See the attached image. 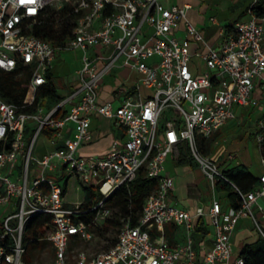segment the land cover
I'll list each match as a JSON object with an SVG mask.
<instances>
[{
    "label": "built area",
    "instance_id": "1",
    "mask_svg": "<svg viewBox=\"0 0 264 264\" xmlns=\"http://www.w3.org/2000/svg\"><path fill=\"white\" fill-rule=\"evenodd\" d=\"M256 3L252 0L248 7L249 19L237 20L229 28L221 26L220 41L213 46L187 19L189 4L0 0V76L17 68V75L29 76L22 104L0 97V208L6 213L0 221V264H24L23 234L36 215L47 217L38 241L50 244V264H244L240 256H233L230 237L240 218H250L264 236L252 212L258 200H264V173L257 186L242 191L217 163L199 153L197 137L209 138L235 117V108L258 101L254 88L264 84V13L259 17L253 13ZM64 6L70 8L73 22L60 44L33 35L47 7ZM75 49L82 51L81 65L69 94L50 109L40 105L25 111L47 83L56 54ZM195 55L203 61L201 71L192 64ZM115 68L137 76L131 87L116 89L117 106L99 100L100 82ZM92 114L113 120L123 137L114 138L104 152L83 155L80 148L91 139ZM41 134L49 149L36 157L33 150ZM256 140L264 144V121L259 122ZM184 143L212 192L193 212L173 203V178L165 173L167 157L177 158ZM139 170L155 180L156 187L145 198L137 223L123 217L109 248L95 254L75 250V242L95 238L93 229L111 218L109 200ZM219 180L231 184L238 207L223 208L215 195ZM71 181L81 192L76 203L66 201ZM84 188L94 189L89 210L82 207ZM87 212H93L88 224L75 220ZM202 218L208 219L214 236L198 259L192 232L194 221ZM170 224L185 227L183 244L167 242L164 232Z\"/></svg>",
    "mask_w": 264,
    "mask_h": 264
},
{
    "label": "crops",
    "instance_id": "2",
    "mask_svg": "<svg viewBox=\"0 0 264 264\" xmlns=\"http://www.w3.org/2000/svg\"><path fill=\"white\" fill-rule=\"evenodd\" d=\"M214 2L216 4L215 8H219L222 10L220 18H216L213 16L206 18V17H203L202 15H199V13L204 12L203 10L204 4H200L196 8H194L191 5V3L187 0H175V1L169 0V5L181 6L183 4H189L190 9L187 12L188 20L201 32L203 39L205 40L207 44L216 46L220 41L219 36H218V31L221 26L233 24L237 20L249 19L248 7L250 3L252 2V0H218V1L215 0ZM211 18L213 19V21H210ZM190 48H191L192 53H194L196 50V45L192 44ZM196 58H198L197 60H199L203 65V61L198 55L193 56L192 64H195L197 66V64L194 62V59ZM113 70L116 72V77L115 76L113 77L105 76L104 78H108V79L101 80V82H103L104 84L100 85L99 100L100 101H110V102H113L114 106H117L119 104V97L117 96L118 92L116 91V89L121 88V87H131L134 83L133 82L134 79L137 76L136 74L131 73L126 69L115 68ZM74 80L75 78H73L67 84V89L62 95H60L61 98H64L67 94H69L72 88V85L74 83ZM258 86L264 89V84L258 83L256 84L254 88V96H256L257 99L261 93L259 90H257ZM237 108H235L234 112L237 111ZM262 111H264V109H262ZM235 116L238 117V114H236ZM233 119L228 120L222 127L230 124L229 122L232 121ZM89 130L91 134V139L88 143H86L84 146L80 148V153L83 155H93V154L104 152L110 147V144L114 138L120 139L123 137V130L121 127L116 126L113 120H110L106 117H103L97 114H92L90 116V129ZM215 134L217 135L218 132H215ZM198 137H201V136H198ZM203 139H205L206 141L208 140L210 141V138H203ZM214 143L215 145H218L216 142ZM237 146L238 144L234 142L228 145L226 149L223 147L215 148L216 150L212 149V153L209 158L212 160H215L217 165L219 167H222L223 170H226L238 164H243L244 166H246V168L248 169V171L251 173L252 176L258 178L260 174L264 173V163L261 162V159L262 157H264V155L261 154L260 156L259 172L256 174H253L251 170L249 169V167L250 168L252 167V163L248 155H246L244 150L241 149L242 145L238 147L239 149H236ZM45 149L46 150L43 153L48 151L49 147ZM223 150L224 152H226L227 150V153H225L224 156H222L223 153L221 154ZM177 158H174L173 156H168L165 161V173H167L173 178V192L171 193L172 198H173V203H175L178 207L187 208L191 212H193L196 206L205 204L211 198L212 192L209 187L207 197H205V195L202 193V196H200L197 199L188 198L187 197V187L191 185L196 186V184L189 183V181H187L188 175H183V174L184 172L187 171V169H190L191 164H178ZM216 192L218 193L219 191H216ZM216 192H215V195H216ZM219 193L223 194V196L226 199L225 201H221L219 199L222 203L223 208L227 206H231L228 203V199L226 198V193L225 192H219ZM260 203L264 204V200L259 199L258 205L256 206L261 211L260 218L262 219V223H264V209L261 208ZM243 219H250V218L238 219L237 224L230 237L232 250H233V253H232L233 256H239V251L244 244L252 243L256 241L257 239L258 233L256 232V229L253 225L252 220L250 219V222L248 223V225L241 226L239 224H240V221ZM202 220L204 221L203 225L207 228L208 232L199 238H196L194 232H192L193 246L197 253L198 259H201L205 250L207 248H210L212 244V239L214 236V229L210 225L208 219L202 218ZM166 228L168 229L167 232L170 233L171 240L168 241V239L166 237L165 238L170 245L176 246V245H181L185 242L187 234H186V229L184 226H177V225L170 224V225H166L165 229ZM193 231H194V228H193ZM165 233H166V230L164 232V236H165ZM50 249L52 252L51 246H50ZM52 256H53V253L50 255L51 261H52Z\"/></svg>",
    "mask_w": 264,
    "mask_h": 264
},
{
    "label": "trees",
    "instance_id": "3",
    "mask_svg": "<svg viewBox=\"0 0 264 264\" xmlns=\"http://www.w3.org/2000/svg\"><path fill=\"white\" fill-rule=\"evenodd\" d=\"M45 13L46 17L40 25L34 28L33 35L50 41L54 45L60 44L70 34V30L72 28L73 16L72 13H70V8L64 6V8L60 10H55L47 7V9H45ZM253 13L258 17L264 13V0H257ZM231 25L232 24H228L226 27L229 28ZM19 71L20 69L17 68L10 73H1L0 97L5 102L20 105L26 98L29 89V76L25 72L21 75H17ZM46 99L52 101V105H56L61 100V97L56 93L50 81L49 75L47 83L36 93L33 104L24 110L32 112ZM204 142H206V140L203 138L197 142L201 151H203ZM179 151L180 153L177 158L178 164H191L193 162V158L191 157L190 149L187 143L181 145L179 147ZM212 161L215 162V160ZM222 172L232 184L245 192L259 184L258 178L252 176L246 166L243 164L235 165L231 168L223 170ZM155 187L156 181L146 177L144 170H139L135 178L127 186L122 185L119 187L112 199L109 200L110 204L113 208H117L123 217H128L132 225H135L140 217L145 198ZM215 189L216 191L226 193V198L228 199V203L231 206L234 208L239 206L237 196L231 184L219 180L215 185ZM92 196H94V189L84 188L82 195L84 200L82 207L84 209H90V206L93 204L90 201ZM200 196H202V193L196 186L191 185L187 187L188 198L197 199ZM92 217L93 212H87L85 214L77 215L75 220H82L88 224ZM45 218L41 217L40 215L32 217L23 234V240L25 242L32 244L38 243V239L44 233L43 223L46 220ZM203 224L204 221L202 219H196L194 221L193 232L196 238H199L208 232L207 228ZM109 226L119 228L120 222H118L116 219L105 221L103 228H107ZM260 227L262 230H264V226H261L260 224ZM165 230V237L168 239V241H170V233L167 232V228ZM256 232L258 233L256 241L244 244L239 251V256L243 259L244 264H264V236H262L257 230ZM115 241L116 239L114 242ZM114 242H112L111 245L106 248L112 246ZM81 243L82 242L77 241L75 242V246ZM43 248L47 247L44 246ZM47 249L48 252H50L49 255H51V249Z\"/></svg>",
    "mask_w": 264,
    "mask_h": 264
},
{
    "label": "rangeland",
    "instance_id": "4",
    "mask_svg": "<svg viewBox=\"0 0 264 264\" xmlns=\"http://www.w3.org/2000/svg\"><path fill=\"white\" fill-rule=\"evenodd\" d=\"M175 1V0H173ZM191 3V5L196 8L200 4H204V12H197L199 15H202L203 17H221V9L215 8V0H187ZM218 1V0H216ZM202 10V11H203ZM188 19V18H187ZM81 57H82V51L75 49L70 51H59L56 56L55 60L52 64V67L49 72L50 81L56 91V93L60 96L62 95L65 90L67 89V84L75 78V72L79 69L81 65ZM198 58L194 59V62L197 64V67L199 70H202L203 65L202 63L197 60ZM107 76L116 77V72L113 70L111 73H109ZM108 79V78H103ZM103 82H100V85H103ZM257 90H259L260 96L258 97V101L255 105H250L248 107H238L237 111L235 112V115L238 114V117H234L232 121H230L227 126L220 127L218 131V134L216 135L213 133L209 138L210 141H206L203 144V151L199 149V146L197 144V149L199 153L205 157H210L212 153V149L216 150L215 148L223 147L226 149L228 145L231 143H236L238 146L236 149H239L238 147L241 146V149L244 150L246 155H248L252 167L249 169L253 174H256L259 172V165H260V156L261 154L264 155V144L261 146L258 144L256 140V133L259 131V122L264 121V89L257 87ZM62 99V98H61ZM47 100V99H46ZM44 100L41 104V106L44 109H50L55 106L52 105L53 102L49 100ZM28 126H31L30 122L27 124ZM215 134V135H214ZM213 138V139H212ZM201 137H197V142H199ZM216 142L218 145H215ZM215 146V147H214ZM48 148V140L46 136L41 134L36 141L35 148L33 150V155L36 157H39L46 149ZM224 149V150H225ZM224 150L221 152L223 153L222 156H224L226 152ZM175 162V160H174ZM219 167V166H218ZM219 170H223L222 167H219ZM187 172V173H186ZM184 172L183 175H188L187 181L189 183L196 184L197 188L200 190L201 193L207 197V193L209 191V184L207 178L203 175L199 165L195 161L191 163L190 169H187V171ZM59 175V174H58ZM58 175L55 177L58 178ZM186 178V177H185ZM216 197H218L221 201H225V197L221 193L216 192ZM81 200V192L78 190H75L74 183L71 181L69 185V189L66 195V201L68 203H76ZM261 204V208L264 209V204ZM2 209L0 212V221L6 216V213H2V211L5 209ZM260 210L257 207H254L252 209V212L255 216V218L260 222L261 226H264V223H262V219L260 218ZM111 218L109 220L116 219L118 222L121 223V220L123 218V215L119 212L117 208L112 207V214L110 216ZM16 222V220H13ZM250 222V219H243L240 221L241 226L248 225ZM93 232L95 233V238L92 239L89 242H82L81 244H78L74 246L75 250H83L87 254H95L96 252L100 251L101 249H105L109 245H111L112 242L116 239L118 228H115L113 226H109L107 228H94ZM103 236V237H102ZM46 246L47 248H50V244L48 242H42L38 241L37 244L27 243L26 246V252L21 256V260L24 262V264H50L51 263V257L50 252H48L47 248H43Z\"/></svg>",
    "mask_w": 264,
    "mask_h": 264
},
{
    "label": "snow or ice",
    "instance_id": "5",
    "mask_svg": "<svg viewBox=\"0 0 264 264\" xmlns=\"http://www.w3.org/2000/svg\"><path fill=\"white\" fill-rule=\"evenodd\" d=\"M21 2H23V0H21Z\"/></svg>",
    "mask_w": 264,
    "mask_h": 264
}]
</instances>
